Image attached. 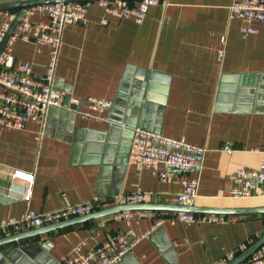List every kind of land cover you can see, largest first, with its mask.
I'll return each instance as SVG.
<instances>
[{"label":"crops","instance_id":"crops-1","mask_svg":"<svg viewBox=\"0 0 264 264\" xmlns=\"http://www.w3.org/2000/svg\"><path fill=\"white\" fill-rule=\"evenodd\" d=\"M11 1L15 0H0V4ZM231 4L232 0H162L137 24L131 18L107 14L97 2H91L86 25L64 28L55 69V87L65 96L70 94L71 103L82 102L80 109L65 106L63 100L61 107L48 109L43 123L31 120L23 129L0 126V219L18 217L31 209L57 210L94 197L107 200L116 196L114 182H120L118 195L149 192L154 195L151 203L180 204V173L162 181L150 171L128 164L119 181L103 164L102 142L104 147L112 145L119 159L126 155L129 161L132 139L123 138L121 130L117 141L108 140L111 126H119L108 117L120 119L112 111L113 103L116 98L122 101L131 96L128 91L135 90L141 71L159 77L153 100L143 96L142 105L134 106L137 119L145 111L146 122L159 126V134L206 148L195 205H264V196L257 191L250 198L231 194V175L239 167L260 169L264 147V105L243 102L231 110L218 100L222 76H236L235 85L245 94L264 74V30L254 23L259 32L244 34L242 20L231 15ZM103 19L107 24L101 23ZM7 20L8 12L1 11L0 29ZM11 54L9 71L29 62L33 75H44L48 48L15 39ZM90 97L112 101L103 118L101 114L83 116L89 112ZM226 145L231 151L225 150ZM16 172L32 175L33 182ZM29 188L32 197L27 201L24 196ZM155 211L164 218L176 213ZM226 216L225 223L165 222L155 229L158 219H136L132 229L138 238L151 233L120 263L226 264L231 260L225 261L227 256H238L264 234V215ZM123 231L124 223L114 221L112 215L66 226L0 246V264H56L72 255L77 246L85 253Z\"/></svg>","mask_w":264,"mask_h":264},{"label":"built area","instance_id":"built-area-1","mask_svg":"<svg viewBox=\"0 0 264 264\" xmlns=\"http://www.w3.org/2000/svg\"><path fill=\"white\" fill-rule=\"evenodd\" d=\"M91 2H97L107 14L131 18L137 24H141L149 8L162 3V0H139L136 4H131L127 0L71 1L31 6L0 57V126L23 129L31 120L43 123L49 108L63 105L65 92L54 85L63 31L70 24L88 23L87 12ZM230 10L233 17L242 20L241 29L244 34L252 35L259 32L254 23H259L264 30V0H232ZM37 15L40 18L33 19ZM15 16L16 13L8 12V20L0 29V44ZM101 23L107 24V20L103 19ZM15 39L33 41L39 49H49V60L42 77L33 75L29 62L21 63L15 72L7 69L13 62L11 46ZM88 102L89 112L83 113L85 117H96V114H101L103 118L102 116L112 107V101L104 98L90 97ZM231 149V146H225V150ZM260 153L262 156L260 169L239 167L231 175V194L234 198H250L255 191L264 196V147ZM205 154L204 146L138 128L135 129L132 138L128 164L138 170H148L162 181H168L174 173H180L182 190L178 194V201L181 204L195 205ZM15 175L33 182L32 175L21 172H16ZM31 197L32 189L29 188L24 199L29 201ZM153 198L154 195L149 192L138 191L107 200L94 197L79 204L67 205L48 212L27 210L18 217L1 218L0 237L85 215L116 203H150ZM111 201L113 203H109ZM112 218L114 221L124 223V231L121 234L85 253H80L81 247L77 246L72 255L59 260L56 264H118L126 253L131 252L141 239L147 238L151 233L149 230L138 238L132 229V223L136 219H158L153 229L165 222L194 224L225 223L228 220L226 215L192 212H176L172 217L164 218L152 210L123 211L113 214ZM235 256L230 254L225 261L232 260ZM245 264H264V245L255 251Z\"/></svg>","mask_w":264,"mask_h":264},{"label":"water","instance_id":"water-1","mask_svg":"<svg viewBox=\"0 0 264 264\" xmlns=\"http://www.w3.org/2000/svg\"><path fill=\"white\" fill-rule=\"evenodd\" d=\"M71 1H94V0H15L0 4V12L16 10V9L18 10L14 20L10 24V28L6 32L0 44V57L2 53L5 51L8 42L12 38L15 29L20 24L27 10L31 6L42 3H50V2H71ZM138 77L139 78L136 82V85L134 86L135 90L128 91V94L131 96L128 95L129 97L125 98L122 101L116 98V100L113 103L112 111L118 112L120 114L118 115L120 119L117 120L113 115L108 117L109 121L116 122L119 124L117 128L111 126V129L109 130L110 132L108 135V140H111L112 142L117 141L119 139L118 132L121 130H123V132H121L122 137L128 139L133 138L136 128L160 133L159 126L150 125L146 122L149 117L147 116V113L145 111H143L142 116H140L139 119H137L138 116L136 112H134L135 110L134 106L137 107L142 105L143 96H145V99L147 101L153 100L152 93L153 91L157 90L156 81H158L159 76L158 74H155L153 72L141 71ZM236 79H237L236 76H231V77L222 76L221 78V82L219 84L218 100L225 101L226 108L235 110L236 105L243 102H245V104L252 102L253 104L255 103L256 106L264 105V74L257 78V81H255V86L253 85V87L251 86L250 88H248V90L245 91L247 92L245 94L242 93L243 92V90H241L242 88H237V86L235 85ZM230 81L232 82V84L229 83L227 84V82ZM125 92L127 93V90ZM242 94L246 95L247 98L240 97L242 96ZM81 104L82 102H80L79 104L71 103L70 94H67L65 96L64 99L65 106H70L72 108H77L79 110ZM143 105L145 108H147L146 106L147 104H143ZM122 124L124 125V128L120 126ZM102 143H101V153L104 156L103 164L107 165V167L109 166L108 169L111 171V175L114 180L118 179L119 181H121L123 179L124 171L128 165V156L124 155L119 159L118 154L116 153L117 156L116 158L114 153V147L112 145H108L104 147ZM123 146L125 145H122V147ZM114 185L115 186L113 189L114 191L113 195L118 196L120 190H118L117 187L120 185V182L119 183L114 182ZM109 203H113V201ZM129 210H152V211L157 210V211L192 212V213L221 214V215H264V205L235 207V208H204V207H198L196 205H186L181 203L180 204H165V203H151V202L121 203V204L116 203L114 205L107 206L103 209L85 215L77 216L74 218L45 225L42 227L32 228L22 232L2 236L0 237V246L9 243L19 242L33 236L35 237V236H40L42 234L50 233L52 231L58 230L66 226L84 223L90 220H98L100 218L108 217L118 212L129 211ZM263 245H264V234L259 238H257V240L254 241L251 245H249L248 248H246L243 252H241L238 256H236L232 260L228 261L226 264H241L245 262L257 249H259ZM120 262L118 264H121Z\"/></svg>","mask_w":264,"mask_h":264},{"label":"trees","instance_id":"trees-1","mask_svg":"<svg viewBox=\"0 0 264 264\" xmlns=\"http://www.w3.org/2000/svg\"><path fill=\"white\" fill-rule=\"evenodd\" d=\"M128 2H131V0H127ZM139 1V0H138ZM5 12H14V13H17L18 12V10L16 9V10H10V11H5ZM26 230H29V229H26ZM24 231V230H23Z\"/></svg>","mask_w":264,"mask_h":264}]
</instances>
